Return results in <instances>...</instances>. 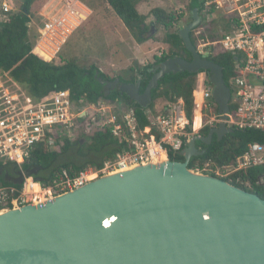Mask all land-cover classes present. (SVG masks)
<instances>
[{"label": "water", "instance_id": "95a60500", "mask_svg": "<svg viewBox=\"0 0 264 264\" xmlns=\"http://www.w3.org/2000/svg\"><path fill=\"white\" fill-rule=\"evenodd\" d=\"M198 9L177 34L191 60L170 58L141 80L94 79L142 109L166 75L205 73L220 122L196 134L178 153L182 162L160 160L104 175L51 200L0 212V264H264V200L208 174L188 168L192 158L231 132L225 121L231 91L221 66L200 54L191 31ZM29 27V24L26 25ZM192 130V126L189 127Z\"/></svg>", "mask_w": 264, "mask_h": 264}, {"label": "built area", "instance_id": "2783aa9c", "mask_svg": "<svg viewBox=\"0 0 264 264\" xmlns=\"http://www.w3.org/2000/svg\"><path fill=\"white\" fill-rule=\"evenodd\" d=\"M20 3L22 0H0V23H7L18 14ZM198 3L200 23L191 31L196 50L210 55L214 47L216 51L240 57L235 65L236 76L232 80L234 94H231L230 100L235 109L227 115L225 124L229 129L258 132L263 141L248 143L243 154L229 165L217 167L211 162H204L197 163L191 170L221 180L235 179L246 189L251 188L250 179L243 181L237 175L248 177L250 171L256 170L254 185L264 190V0H198ZM187 13L190 14L184 11L183 16ZM90 14V10L78 0H59L56 11L44 17L37 27L30 53L44 62L57 60L74 32ZM217 26L220 29L212 32ZM213 35L217 38L210 40L209 36ZM212 89L203 73L192 92L193 104L199 113L212 110ZM196 96L199 102H196ZM182 107V101L178 100L168 105L161 114L147 112L149 126L139 130L131 108L118 112V115L108 108L96 110L94 105L82 99L72 101L67 90L36 100L17 86L8 74H1L0 161L20 167L39 144L54 151L57 145L61 147L65 141L72 142L77 132L74 126L84 122L89 110H96L92 125L101 131L108 130L124 147L99 168L88 167L74 174L62 170L47 185L28 176H23L18 189L0 183V212L51 200L101 176L154 163L162 157L163 160L169 159V154L178 155L186 142L199 133L187 131L188 121ZM219 122L215 114L197 131L215 127Z\"/></svg>", "mask_w": 264, "mask_h": 264}, {"label": "trees", "instance_id": "16d2710c", "mask_svg": "<svg viewBox=\"0 0 264 264\" xmlns=\"http://www.w3.org/2000/svg\"><path fill=\"white\" fill-rule=\"evenodd\" d=\"M140 1L145 0H106L109 8L137 44H143L151 39L148 36L151 31V25L148 26L146 24V16L139 14L136 9ZM20 4L21 8L18 14L11 17L7 23H0V74H8L9 78L30 97L42 100L60 90H67L70 92L72 101L82 99L87 104L94 106L98 105L100 99L124 103L125 107L134 110L137 129L139 130L149 126L146 112L149 111L156 114L154 113V103L157 100L163 99L167 103L163 109L181 100L182 108L188 121L187 131L191 132L189 127L192 126L194 110L192 92L197 84V74L184 72L166 75L159 81L157 88L152 91V103L147 109H142L127 96L120 94L118 90H112L105 97L102 86L94 79L95 72H98V77L104 81H113L118 78L122 83H135L140 79V92L142 93L152 77L151 70L160 63L175 57L186 61L191 60L190 54L185 50L177 33H168L166 35L164 44L169 46V50L159 57H154L152 64L141 66L137 69L129 68L124 72V75L112 78L103 74L94 66L86 70L80 68L72 61H66L61 64H57L55 61L48 63L33 56L30 53L33 45L28 40L29 28L26 25L30 23V15H38L39 10L44 5V1L22 0ZM193 9H200L198 0H188L187 10L191 12ZM150 15L154 19L152 24L162 26L166 31H169L178 23L181 17L166 13L161 8L152 9ZM216 38V35L209 36L210 40H215ZM191 41L196 47L193 37H191ZM239 59L238 55L216 51L214 47H212L208 57L209 61L222 67L223 79L230 88L231 94H234L232 80L236 76L235 65ZM198 98L196 96L195 100L197 101ZM211 105L217 115V106L213 102ZM229 108L230 113H232L235 106L231 103ZM113 112L118 115L119 111L114 110ZM209 130L210 127H204L198 134L206 136ZM262 141L258 132L232 128L231 132L226 134L220 141H217L216 136H213L209 146L198 142L196 147L205 152L200 157L192 158L188 168L194 169L197 163L203 164L204 162H211L217 167L229 165L243 154L248 143ZM72 147H78L77 151L80 156L85 158L84 162L72 164L60 161L61 155L68 153V150ZM123 147L124 144L113 138L108 130L101 131L98 128H94L91 134L84 133L82 141H65L63 146L57 145L54 151L48 150L44 144H39L35 146L30 158L20 167L11 162L0 161V183L18 189L21 186L23 176H28L36 182L47 185L62 170H67L70 174H74L88 167L99 168L104 161L112 159ZM168 157L171 161H183V158L179 155L169 154ZM256 172L258 171H250L248 177L243 174L237 175V178L239 177L243 181L250 179V189H246L243 185L237 183L235 179H224V181L264 200V190L256 187L253 182Z\"/></svg>", "mask_w": 264, "mask_h": 264}, {"label": "rangeland", "instance_id": "374dc122", "mask_svg": "<svg viewBox=\"0 0 264 264\" xmlns=\"http://www.w3.org/2000/svg\"><path fill=\"white\" fill-rule=\"evenodd\" d=\"M44 4L48 0H43ZM83 5L88 7L91 14L72 35L67 44L60 52L58 59L55 63L61 64L66 61L76 63L80 68L88 70L91 66L97 68L103 74L115 78L118 75H124V72L129 68H138L153 63L154 57H159L167 53L169 46L164 44L166 35L177 33L178 30L190 21V14L187 13L183 16L184 11L188 12V0H145L140 1L138 10L141 15L146 16V24L150 26V33L148 36L151 38L148 43L139 49L136 47V42L133 40L131 34L123 27L120 20L116 17L113 11L109 8L106 0H78ZM21 6V4H19ZM161 8L166 13L181 16L178 23H176L169 31H166L162 26L154 25V19L150 15V11L154 8ZM21 8V7H20ZM29 32L28 40L30 44L34 45L36 40V30L41 24L42 19L36 16H29ZM183 17V18H182ZM219 28H214L212 32H216ZM147 42V41H146ZM1 75V74H0ZM203 77V73L197 75V79ZM196 102H199V98ZM167 103L163 100H157L154 103V113L161 114V110ZM108 108L109 110H118L119 112L125 111L124 103L109 102L100 99L98 105L95 106L96 110ZM96 110H89L85 115L84 122L76 124L74 129L77 130L76 140H83V134H91L93 126L92 119L96 115ZM107 112V111H106ZM196 112V113H195ZM197 108L194 107L192 123H197L199 117L201 118L200 125L206 120H211L215 116L214 109L211 111H201L197 113ZM77 123V122H76ZM91 125V127H89ZM201 129L194 130L199 132ZM74 137V136H73ZM86 142V141H85ZM78 147H72L68 153L61 155V162H68L72 164H80L84 162V157L78 153Z\"/></svg>", "mask_w": 264, "mask_h": 264}, {"label": "crops", "instance_id": "0c3cea01", "mask_svg": "<svg viewBox=\"0 0 264 264\" xmlns=\"http://www.w3.org/2000/svg\"><path fill=\"white\" fill-rule=\"evenodd\" d=\"M58 2H59V0H48V2L46 3L45 2V4L41 7V9L39 10V12H38V16L41 18V19H43L44 17H46V16H51L53 13H54V11H56V8H57V6H58ZM142 2V1H141ZM139 4H141L140 2L137 4V6H136V9H137V11L139 12V10H138V7H139ZM88 8V7H87ZM157 8V7H156ZM89 9V8H88ZM90 10V9H89ZM91 12V11H90ZM139 14H140V12H139ZM122 24V23H121ZM124 27V26H123ZM148 43V41L147 42H144L143 44H137L136 43V47L138 46V49L139 48H141V47H144V45H146ZM139 50H143V49H139ZM154 59V58H153ZM152 64V63H151ZM161 111H165V109H163V110H161ZM149 112V111H148ZM147 113V112H146ZM196 113V112H195ZM198 113V112H197Z\"/></svg>", "mask_w": 264, "mask_h": 264}, {"label": "bare ground", "instance_id": "6f19581e", "mask_svg": "<svg viewBox=\"0 0 264 264\" xmlns=\"http://www.w3.org/2000/svg\"><path fill=\"white\" fill-rule=\"evenodd\" d=\"M199 113V112H198ZM196 116L197 117H199V121L197 122V123H192V129H194V130H197L199 127H200V122H201V118H200V115L198 116L197 114H196ZM161 160H163V157L161 158Z\"/></svg>", "mask_w": 264, "mask_h": 264}]
</instances>
